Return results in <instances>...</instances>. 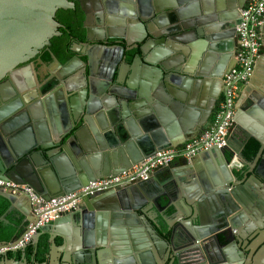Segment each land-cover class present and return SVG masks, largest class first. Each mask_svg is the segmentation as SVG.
Segmentation results:
<instances>
[{
    "label": "water",
    "instance_id": "1",
    "mask_svg": "<svg viewBox=\"0 0 264 264\" xmlns=\"http://www.w3.org/2000/svg\"><path fill=\"white\" fill-rule=\"evenodd\" d=\"M172 1L155 0L154 9L158 13L169 11ZM89 2L90 0L84 1L85 4ZM237 2L238 26L241 21L239 10L245 7L248 0H237ZM144 7V15L138 24L139 36L137 40L144 41L148 36H168L171 32L170 14H162L157 19L158 25L165 27L158 30L154 22L145 24L148 12L152 13L148 7V0H144ZM71 8H74V4L69 0H0V80L7 74L13 75L14 69L19 64L33 58L39 49L50 44V40L54 36L61 35L58 31L60 25L55 20L56 13L60 9ZM84 11L86 23H90L92 17L86 10ZM163 42L160 41V44L163 45ZM192 46V58L184 74L174 72L166 74V71L170 70L169 62H162L166 51L160 47H154V43L151 41L141 48V54L135 57L133 64H127L124 67L127 71V86L125 88L112 85L117 67L114 64L107 77H93L89 81L83 79L80 86H84V90L68 99L69 102L73 103L75 107L81 105V109L86 105L90 108L93 102L98 101L97 95H104L110 104L116 106L112 109V124L103 120L99 122L86 114L81 118L83 123L77 129L73 128L69 131L64 129L65 131H63L59 124H54L56 126L53 129L54 138L52 139L46 125L36 122L38 116L41 115L38 112L41 110L29 111L32 122L35 121L30 127H27L29 133H25L24 129L19 128V132L14 133L8 140L0 136V181L26 186L36 197L50 201L71 194L96 179L129 170L158 151L171 147L177 148L185 141L194 139L210 125L217 99L216 95L213 96L214 92L210 88V80L206 77L207 73L201 72L197 68V55L201 49H209L208 42L194 41ZM210 60L212 59L209 58ZM235 62L236 59L230 62L225 75L234 67ZM63 69L67 72L69 65ZM201 81L205 84V88L199 101L196 99L195 91ZM108 89L113 93V96L107 94ZM115 95L131 97L135 101L132 103L121 101L120 103ZM49 97L54 102L60 96L50 95ZM156 98L160 100H156ZM119 104L123 105V112L118 110ZM19 107L18 103L0 107V128L2 130L9 128L10 123L5 120L9 115L11 119L14 118L13 122L19 124L22 119L21 114L17 112ZM239 114L242 115V111H239ZM77 118L76 120H78ZM198 118H200L199 121ZM234 121L237 127L241 126V120L234 119ZM69 122L70 120L68 127ZM242 128L249 134V137L254 138L261 145V161L264 162V128L257 127L255 129L248 126L243 127V125ZM182 134L186 136L185 140L175 139L176 136ZM227 151V147L223 149L210 148L197 155L192 163L179 167L177 171L191 170L194 167L195 159L198 158L207 164L214 162L218 165L219 175L214 174L212 176L214 182L207 181L205 185L213 197H220L223 194L229 196L233 193L229 191L233 190L231 183L234 182L238 186L240 181L229 166L226 158ZM239 155L241 157V153ZM216 172V170L213 171V173ZM157 173L158 171L148 181L135 183L125 190L127 194L129 189L134 193L133 189L137 188L141 193H146L145 186L152 184L158 191L150 193L149 200L141 198L139 194H134L133 197L128 194L126 196L128 198H121L116 205H113L114 207L112 206L111 211L108 210L104 214L98 215V220L104 223L111 217L115 219L110 229V236L107 233L97 232V237L94 238L92 237L94 233L87 227L84 229L83 245L81 243L74 245L76 242L73 241L70 234L73 231L76 234L79 230L75 227V216L80 214L81 220L88 224L87 222L91 221V217L95 215L93 211L96 204L108 196L115 195L113 190L94 198L84 199L80 210L75 209L60 214L51 223L50 230L44 227L32 237L33 243H38L41 235L47 233L51 244L48 255L50 264H60V261L62 264H70L69 262L76 259L78 254L87 252H90L91 260L86 263L81 261L82 264H129L132 257L127 254H115L117 250L129 244V240L125 239L127 227L131 230L132 228L140 230L146 245L151 249L154 245L153 242L151 243L152 238L156 239L157 244L163 247L168 244L172 245L174 242L177 243V238L185 239L184 228L189 230L196 241L206 244L204 250L208 249L211 244L217 247L220 234L230 233L236 237L237 229H239L240 235H244L242 231L245 228L247 230L249 223L242 218L245 213H241L240 208L233 203H231L232 209L228 212L216 210L212 205H210L212 211L208 212V207L204 203L200 202L198 205L192 196L185 194L182 205L189 210V215L197 217L199 222L197 224H191L190 221L180 222L185 227L179 226L180 224L171 225L169 228L170 237L163 240L157 228L153 227L154 222L150 213L147 212L152 208L153 202L159 198L160 192L166 190L165 185L161 186L154 182ZM252 180L257 181L259 188L264 191V178L258 179L254 176ZM244 185L243 187L247 190L248 187ZM199 186L202 184L193 182L187 192L197 190L198 193L203 189ZM163 194L167 196L166 193ZM0 196L10 202L9 210L18 211L28 222L36 220L32 214L33 203L30 194L13 193L11 189L0 188ZM166 199L170 204L169 198ZM172 205L174 211L177 212L179 206L176 203H172ZM237 212L241 213L238 218H236ZM206 217L211 220L215 219L216 222L214 224L210 222L211 220L208 222ZM5 219V216L0 218V220ZM245 223L246 225H244ZM259 225L264 227L262 222ZM221 227H226V230L220 231ZM22 237L23 235L13 242H0V250L5 248L0 252V257L3 258L0 264H28L24 253L26 246L16 247ZM57 238L64 240L65 244L67 242V247L65 244L63 247H58L56 245ZM261 242L263 241L258 239L256 245ZM96 245L100 250L95 251ZM17 251H22L21 262L8 257L9 253ZM87 255L89 254L87 253ZM240 255L244 257L242 251ZM143 256L145 257L146 254ZM136 259H140V257H136ZM203 263L206 264V262ZM207 264L213 263L207 262ZM239 264L242 262L240 261ZM247 264H264V245L258 251H255V248L252 250L247 257Z\"/></svg>",
    "mask_w": 264,
    "mask_h": 264
},
{
    "label": "flooded vegetation",
    "instance_id": "2",
    "mask_svg": "<svg viewBox=\"0 0 264 264\" xmlns=\"http://www.w3.org/2000/svg\"><path fill=\"white\" fill-rule=\"evenodd\" d=\"M69 1L74 4V8L60 9L55 17L60 25L58 31L61 35L54 36L50 40V44L39 49L33 58L19 64L14 69L13 75L7 74L0 80V107L18 103L20 107L17 112L22 116L19 124L13 122L14 118L11 119L10 115L6 117L5 120L9 121L10 124L7 129L2 130L0 128L1 138L8 140L14 133L19 132V128L24 129L25 133H29L27 127L35 122H32L29 113L31 110H41L38 112L41 115L38 116L36 122H42L43 125H46L45 127L50 132L52 139L54 138L53 129L56 125L59 124L63 131L77 129L82 125L83 119L81 120V118L86 114L99 120V122L103 120L108 124H112V109L116 106L110 104L104 95H97L99 98L97 102H93L90 108L86 105L82 109L81 105L73 106V103L69 102L68 99L84 90V86H80L83 79L89 81L93 77H107L113 64L117 67L112 85L125 88L127 86V71L124 67L127 64H133L135 57L141 54V48L151 41L154 43V47H160L163 51H166L165 57L162 59V62L168 61L170 64V70L166 71V74L171 72L184 74L192 58V43L203 40L208 42L209 49H201V52L197 55V68L201 72L207 73L206 77L210 80L209 85L212 92H214L213 96L216 95L217 102L213 112L214 115L222 99L225 71L230 62L235 60L237 52V0H173L169 11L160 13L154 9L155 0H148V7L152 13L148 12V19L145 24L154 22L158 30L164 29L165 27L159 26L156 21L162 14L169 13L171 32L168 36H148L146 40L140 42L137 40L139 36L138 24L144 15V0H90L88 4L84 3L86 0ZM84 10L92 17L90 23H86ZM59 11H66L67 14L69 11L75 13L74 17L76 19L72 21L76 25L74 30L67 27L64 23V17L58 15ZM239 13L241 14V9ZM62 29L69 34L70 43L68 47L59 52L55 50L56 45L52 40L64 35ZM260 36L263 43L260 58L257 60L252 78L246 85L242 86L235 102L234 119L241 120L242 124L237 127L233 119V126L228 139V151L226 152L229 165L233 153L237 155L242 163L240 168L231 167L241 184L239 183L237 186L232 182L233 190L229 191L233 193L229 196L223 194L220 197H213L205 184H207V181L214 182L212 178L214 174L219 175V168L216 163H202V160L198 158L195 159L194 167L188 171H177L178 169L169 166L168 169L158 170L156 174V178L161 175L162 179H159V181L161 180L163 184L160 185H165L166 190L160 192L159 198L157 197L158 199L153 202L152 208L147 211L154 222L153 227L157 228L163 240L170 237L169 228L171 225L180 224L179 226L185 227L180 222L190 221L191 224L199 222V219L192 214L189 215V210L182 205L185 194L192 196L198 205L200 202L204 203L208 207V212L212 211L210 205L216 210L220 209L228 212L232 209L231 203H233L240 208L241 213H245L242 218L249 223L247 230L245 228L242 231L244 235H240V231L237 229L238 235L236 237H233L230 233L227 235L220 234L218 246L215 247L211 244L208 249L205 247L206 250H204L206 244L196 241L189 230L184 228L186 236H182H185V239L182 237L177 238V243L174 242L172 245L168 244L163 247L157 244L156 239L152 238L151 243L153 242L154 245L151 249L146 245L140 230L137 228L131 230L127 227L125 239L129 240V244L124 245L115 254H127V256L132 257L129 264H138L139 262L141 264H205L203 262H206V264L207 262L213 264H239L240 261L242 264H247V257L252 250L255 248V251H258L264 245V227L259 225L260 222L264 225V191L259 188L257 181L252 180L254 176L258 179L264 178V162L261 161L262 156L260 155L261 145L258 143L256 153L251 159H247L244 156L245 148L251 144L252 140H256L249 137V134L242 128V125L243 127L248 126L255 129L257 127L264 128V19ZM160 41H164L163 45L160 44ZM209 58L212 60L209 61ZM67 65H69V70L67 72L63 71V68ZM204 88L203 81L196 86L197 100L201 98ZM109 89L107 94L113 96ZM50 95L60 97L53 102L49 97ZM115 96L120 103L121 101H127L128 103L135 101L131 97ZM156 100L160 99L156 98ZM118 110L123 112L122 104L118 105ZM239 111H242V115L239 114ZM54 124L56 125L54 126ZM239 153H241V157ZM253 168L254 171H252ZM214 170L217 172L213 173ZM154 182L158 183L157 180ZM193 182L201 183L202 186L199 187L203 189L198 193L197 190L187 192ZM243 184L248 187L247 190L243 187ZM132 185L113 190L116 193L115 195L108 196L97 203L93 211L95 215L91 217V221L87 222L88 224L81 220L80 214L75 216V227L79 230L76 234L73 233L74 231L69 232L73 241L76 242L74 245H79V243L83 245L84 229L87 227L94 233V236H92L94 238L97 237V232L100 234L107 233L110 236V229L115 219L111 217L110 220L104 223L99 221L97 217L108 210L111 211L112 206L116 205L121 198H128L126 197L128 194L133 197L137 193L141 198L149 200L150 193L158 191L152 184H147L145 186L146 193H141L137 188L133 189L134 193L131 189H129L128 194L125 193V190ZM163 193H166L167 196ZM197 194L198 197H196ZM166 198H169L170 204H168ZM172 203L179 206L177 212L174 211ZM81 204L77 209L82 208ZM240 212L236 213V218L240 216ZM124 219L126 220L125 217ZM206 219L208 222L211 220L208 217ZM210 222L214 224L216 220ZM50 225L51 223L46 225L45 228L49 229ZM27 230L28 226L22 235ZM225 230L226 227H221L220 231ZM43 235L39 238L38 243H33L31 239L25 245L24 253L28 264H50L48 255L51 244L48 235L46 237L47 249L42 254L44 259L39 260L41 254L39 250L41 249H38V245L41 243ZM258 239L263 242L256 245ZM64 244V240L56 239L58 247H63ZM29 245L35 247L30 255L27 254ZM67 245L66 242L65 247ZM98 250L100 248L96 245L95 251ZM241 251L244 253V257L240 255ZM87 253L78 254L76 259L69 263L82 264L81 261L83 263L90 261L91 254L90 252ZM12 254L9 253L8 255L10 259L14 258L21 262L22 251ZM136 257H140V259H136ZM2 260L3 258L0 257V262ZM60 264H62L61 261Z\"/></svg>",
    "mask_w": 264,
    "mask_h": 264
},
{
    "label": "built area",
    "instance_id": "3",
    "mask_svg": "<svg viewBox=\"0 0 264 264\" xmlns=\"http://www.w3.org/2000/svg\"><path fill=\"white\" fill-rule=\"evenodd\" d=\"M263 19L264 0H248L241 10V21L237 26L236 62L230 72L225 75L222 99L210 125L183 146L158 151L129 170L117 175L96 179L71 194L50 201H44L36 197L26 186L0 181V188L4 190L11 189L13 193L24 192L30 194L33 203L32 214L36 217V220L29 223L27 232L16 247L25 246L40 229L52 223L60 214L77 209L84 199L93 198L137 182L148 181L156 171L167 168L177 161L190 164L197 155L210 148H226L230 130L233 126L235 102L242 86L246 85L252 78L255 65L261 55L263 43L260 32ZM229 166L232 168L242 166L235 153H233ZM4 250L5 248L1 249L0 252Z\"/></svg>",
    "mask_w": 264,
    "mask_h": 264
},
{
    "label": "trees",
    "instance_id": "4",
    "mask_svg": "<svg viewBox=\"0 0 264 264\" xmlns=\"http://www.w3.org/2000/svg\"><path fill=\"white\" fill-rule=\"evenodd\" d=\"M58 15H61V17H64V23L69 27L71 30L75 29V24L72 23L73 20L76 18L74 17L75 13L73 11H69L68 14L66 11H59ZM62 32H64V35L62 37H56L52 41L56 45L55 50H58L59 52L63 51L66 47H68L70 43V37L69 34L62 29ZM258 142L252 140L251 144L245 148L244 156L247 159H251L252 156L256 153L258 149ZM10 202L0 196V218L5 216V220H0V242H13L19 239V237L22 236V234L25 232L27 226L30 222L26 221L25 218L16 210H9ZM46 237L47 234H44L42 236V241L38 245V249L41 252L39 260H43L44 256L42 254L47 249V243H46ZM35 249L34 245H29L27 247V254L30 255ZM12 254V253H10ZM14 255V254H12Z\"/></svg>",
    "mask_w": 264,
    "mask_h": 264
},
{
    "label": "crops",
    "instance_id": "5",
    "mask_svg": "<svg viewBox=\"0 0 264 264\" xmlns=\"http://www.w3.org/2000/svg\"><path fill=\"white\" fill-rule=\"evenodd\" d=\"M200 120V118H198V121ZM199 135V134H198ZM197 135V136H198ZM196 136V137H197ZM183 137V138H182ZM179 138H181V141H183V140H185L186 139V136L184 135V134H182L181 136H176L175 137V139H179ZM189 140H191V139H189ZM189 140H187V141H185L184 143H182L181 144V146H183L186 142H188ZM202 163H204V161H202ZM184 165V163L182 162V161H177V162H175L173 165H171V166H173L172 168L174 169H178L179 167H181V166H183ZM159 179H162V177H161V175H158L157 176V178H156V180H157V184L158 185H160V184H163V183H161V180L159 181ZM141 192V191H140ZM137 194V193H136ZM28 205V204H27Z\"/></svg>",
    "mask_w": 264,
    "mask_h": 264
}]
</instances>
